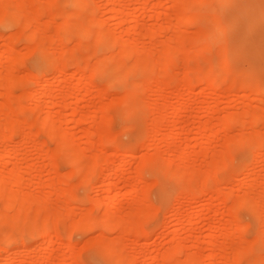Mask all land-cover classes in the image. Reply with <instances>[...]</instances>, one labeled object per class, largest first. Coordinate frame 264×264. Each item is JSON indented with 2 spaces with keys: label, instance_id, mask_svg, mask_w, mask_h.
<instances>
[{
  "label": "rangeland",
  "instance_id": "rangeland-1",
  "mask_svg": "<svg viewBox=\"0 0 264 264\" xmlns=\"http://www.w3.org/2000/svg\"><path fill=\"white\" fill-rule=\"evenodd\" d=\"M120 1L122 4L119 5ZM144 1L90 0V4L87 8L85 7V11H81L75 4L69 5V0H36L35 5L41 10L38 14L39 18L36 16L35 19L37 20L33 21L37 29L40 28V35L38 34L36 37L37 42L40 43L38 44L35 40L36 44H41L42 47L47 45L51 50L52 59H59L61 55L67 54L65 50L71 51L72 58L75 56L73 59L65 61V66L61 65L62 75L60 74V76L57 75L60 72L51 71L49 67L51 60L44 62V58L40 53L30 54V51L28 53L29 44L35 45L34 40L32 42L27 38L18 37V35L21 36L24 33L22 31H26L32 37L33 32L31 29L36 27L32 25L33 22H31L32 24H26L28 26L24 23L25 27L22 24L24 28H27L22 30L24 28L19 24H15L12 20L11 11L16 5L28 7L27 11L34 12V14L31 13V17L34 18L39 11L35 7L29 6L35 1L0 0V19L6 6L10 8L8 12L11 13L8 14L6 10L7 15L4 13L3 16L5 17H2V22L0 20V131L4 127L3 124L7 114L15 112L14 114L17 116L15 118L19 116L20 120H23L22 128H20L23 129L22 131L18 132L17 130L18 133L15 132L12 136L10 134L8 138L4 136L0 138V180L3 181L1 183H3L4 188L8 189L6 192H11V196L16 193L17 196L19 195V200H24L23 198L26 197L29 200L31 198L30 201L26 199L24 205L29 214L33 215V217L29 216L30 219H25L23 216L18 217L20 219L15 218L14 215L18 214L19 208H16L18 204L10 209L7 207L6 197L3 193L0 194V255H2L0 256V264H21L20 261L23 259L21 256L23 257L25 252H20L23 250L22 246L24 244H29L31 247L35 246V248L29 250L28 261L25 260L22 264L34 263L36 254L34 252L38 246L45 255L49 253L50 248L45 240L36 236L32 231L33 222L41 224L40 222L47 215L57 218L58 238L61 242L58 243V248L54 253L53 260L55 263L45 256V262L42 264H61V260H64L63 255L66 251V245L78 251L79 253L76 252V255L80 254L78 259L74 258L72 260L73 264H111V260L118 261L119 264H173L174 261L168 254H170L169 251H172L170 249H173L172 246L176 242L184 246L183 252L177 254L176 257L179 263L184 262L189 256L188 253L193 251L197 253L198 258L200 257L198 259L200 264H248V262L249 264L253 262L258 264L261 257H263V262L260 264H264V248L255 247L259 250L255 252V248H253L252 253H248L249 256L246 254V252H249L248 245L256 240L257 234L260 235L264 232V224L262 226L260 224V221L263 223L264 217V121L258 120L252 115H250L251 117L244 116L245 112L247 114H264V19L257 21L260 10H264V0H231V4L220 11H216L217 3L220 0H210L209 2L205 0L204 3L207 1L205 6L202 3L195 4L197 3L196 0H182L181 4L179 2L174 3L172 0H146L147 5ZM114 5L117 6L116 10L121 8L125 12V19L122 20V23L118 20L120 11L115 12L116 15L119 14L118 16H113L115 14H113L111 8H115ZM194 5H197V7H194L193 10L197 11L198 14L201 13L199 19L197 14L196 17L192 15L196 13L192 10ZM44 7L46 9L49 7L48 10L50 11L45 10ZM142 8L145 9L142 10ZM78 10L82 14L84 12L83 15H79L80 18L77 16ZM204 13H207V17L202 16ZM183 14L187 18H184ZM62 15H72L70 18L77 21L82 19L81 21L86 22L88 20L87 24L93 28H91V35L88 37L89 42L88 38L85 39L87 41L84 40L88 46L84 44L79 47L81 42H77L79 37L76 41L74 40L77 35L73 30L70 31L66 40H64L65 42L63 41L64 44H59V34L64 27L60 22L61 20L59 21L63 17ZM136 15L135 27H132V19ZM217 15V20L220 22L219 33L222 31L225 33L221 51L213 45L211 52L204 53V51L203 54L199 53L197 55V46L200 47L201 44L202 47V42H204L201 39V37H204L202 34L207 35L209 33L212 23L215 21L213 16L217 17ZM189 16L190 18L193 16L195 21H190L192 19L188 21ZM182 17L185 19L183 23L180 22L183 19L179 20ZM251 24H255L256 30L250 35L246 33V28ZM98 26L103 30L105 29L103 36L106 37L102 39L104 44L99 52L95 51V48H98L96 45L101 40L98 39L97 35L92 34L94 31V34H96L100 30H94ZM219 33L213 34L214 40ZM39 36H42V40L39 39ZM73 37L75 38L73 39ZM120 37L127 42L124 44L125 48L127 47L126 50L129 47V50L132 47L134 50V57L124 58L123 63L130 69L135 65V62L133 63L135 57V61H137V57L140 59L149 55L151 61L158 65L157 74L155 75L156 72L154 74L145 72V79H143L145 84H141L140 82H143L141 78L144 76L141 74L139 66L136 67L140 62L138 59L136 68L134 67L136 71L132 73L128 71L131 75L128 78L126 77L123 82H116L117 70L116 68L113 69L116 63L113 62H110L103 69L102 75L94 79H87V76L95 69L100 59L110 61V57L107 56L106 58L105 56L111 54L112 50L120 48L118 45L110 44V41ZM55 42H57L56 46L54 45ZM108 42H110V45ZM75 43H80V45ZM58 44L62 48L57 46ZM180 46L185 47L186 50L184 48L185 51H179L178 49L182 48ZM167 48L178 54L177 58L172 63L170 62L171 64L166 63L169 66L165 65V61L162 63ZM249 48H252V52H248ZM136 49L142 50L141 52L139 50L140 53L138 54ZM215 49H219L218 52ZM174 51L170 52L173 53ZM222 55L232 58L230 59V67L232 82L236 84L234 88H231L230 85H223L221 88L214 89L206 82L195 83L192 88L189 87L187 81H184L185 79L182 80L186 71L191 70L192 72L194 69L197 70V67L205 73L208 72L212 67L218 65ZM74 60L76 61L74 62ZM78 60H86L87 67L78 69L76 64ZM95 62H97L96 65ZM165 68H170L173 76L171 75V80L166 82L163 95L158 97L155 81L157 77H160L157 75L159 73L161 75ZM131 70L133 71V69ZM139 70L140 72H138ZM160 70L163 71L160 72ZM34 79H39V81ZM140 79L141 81H139ZM133 80L135 81L132 82ZM137 80L138 83H136ZM38 82H42L46 88L39 89ZM242 83L248 87L242 88L240 86ZM87 88H89V91H85ZM128 90L140 93L136 95L140 99L137 98V101L135 97L136 102L133 101V103L135 102L134 115H132L129 128L123 130L124 115L118 101L121 98L123 99ZM47 91L48 96L45 95ZM42 96L44 99L45 96L48 97L46 99L49 101L46 102L47 100H44ZM14 100L17 103L11 102ZM114 100L117 101L118 105ZM20 103L21 105L18 106ZM53 104L56 105L53 106ZM48 105L53 107L52 113L55 119L54 124L56 123V126L54 125L56 134L60 136L63 133L68 134V140H72L80 158L82 157L84 160L83 163H86L84 167L82 165H80L81 167L72 165L67 159L69 154L64 151V147L62 148L65 155L63 151L58 155L55 153L57 151H54L53 154H56L57 157L50 159L48 153L57 145L58 137L57 135L52 136L49 131L39 128L48 110ZM209 105H213L214 108V112L210 114L207 113ZM19 107L20 110H23L22 112H16L19 111ZM73 108L74 112H72ZM177 108H180V110L177 111ZM27 113L30 115L28 116ZM33 114L35 115L33 116ZM231 116L240 117V119H243V123L242 121L238 123L235 121V124L230 123V126L227 125L223 128L220 123L226 122ZM153 118L161 123L159 125L160 129H158L160 134L157 135L155 141L157 143L151 140V135L154 132L152 129L156 128V126L155 128L153 126ZM30 122L33 126L30 125ZM28 123L30 127L26 125ZM206 124H208L206 126L207 133H204L202 128ZM36 128L37 135L34 134L33 137V134H31L32 137L30 136L29 140L24 144L21 143L26 132L32 130L35 133ZM243 129L248 133L244 131L242 133L241 130ZM90 130H94L95 135H91ZM108 131L109 134L111 132L112 135L115 134L116 142L108 143L100 139L101 133L108 134ZM244 134L245 136H243ZM246 134L253 138L252 142L250 136L247 135L250 140L247 146L244 145ZM236 137L240 138L239 141L244 142V144H237L239 142L236 141ZM139 138L141 140H138ZM217 138H219L218 141ZM261 138H263L262 143H259ZM229 141L234 142V146L228 143ZM236 144L239 146L237 147ZM39 145L42 147L38 148ZM58 148L59 153L61 151ZM157 153L159 154L160 164L154 162L148 169L142 171L141 166L144 159L152 158ZM253 153L256 155L253 156ZM257 155H261V158L255 162L254 159ZM169 156L173 157L177 161L175 163L181 165L184 171H187L185 174L189 175L191 174L189 171L192 173L195 171L192 182L187 183V186L185 185L186 187L182 189L178 180L168 176L161 169V164ZM98 160L104 161L99 163L101 161ZM92 162L96 163L95 165L99 163L101 170L95 165H92V170L90 165ZM229 162H233L232 165ZM18 164L22 176L25 177V180L20 183L21 185L13 182L10 173L11 169L17 167ZM239 164L242 165L239 166ZM112 165H116V169L109 173V168ZM79 167L81 170L78 169ZM89 168L94 174L83 172L84 170L89 171ZM215 173L217 175L214 177ZM208 175L216 178L215 180L213 178L210 182L211 188L206 187L201 194L193 195L190 191L196 184V180L200 181L201 178L203 179ZM53 178L58 179V181L56 179L54 180L57 182L54 181ZM108 178L112 182L110 185L104 183V180ZM212 183L216 184L214 187L217 186L218 188L219 186L218 190L217 188L212 190L214 185ZM6 185L12 189L10 192ZM144 186H149V189L146 188L147 192L144 191V188L143 191L139 189L133 194L127 195L130 190ZM66 189H70L69 194H72L71 196L68 197L67 194H63L62 191ZM8 193L5 195H10ZM123 193L127 196L123 195L124 198L121 201L110 204L113 197ZM27 194L29 196H26ZM242 198H246V201L249 199L248 202L253 200L250 202L251 204L259 199L258 205H260V208L257 210L258 213H254L249 206V208L242 205L240 207L239 202ZM37 204H41V206ZM4 205L7 208H4ZM145 205L154 207V214L152 213L146 222L149 235L147 234L145 237L137 236L135 228L134 231L131 229L133 233H129L130 229L127 230L128 232L125 230V234L123 229V231L120 230L122 228L120 224H117L118 227L117 225L115 227V224H110L111 227H109L106 222L109 218L114 220L115 218H121V221L125 220L124 222H130L132 219L133 225H131L135 226L134 224L139 223L135 220ZM42 206L44 207L40 210L42 213L36 214L35 209ZM155 209L156 211H154ZM231 211L237 213V217L233 213L236 218ZM34 214L38 215L37 219H35ZM132 214H136L135 217L133 215L134 219L131 218ZM11 215L12 218H10ZM52 218L49 219L54 220ZM79 219L83 221L79 224L81 225L80 228L76 229L77 227H74V224L77 221L79 223ZM96 219L98 220L96 221ZM142 219L145 220V217L143 216ZM137 220H141V218ZM29 221L32 223H28ZM256 222L260 225L257 226ZM142 224H145V221ZM257 227H260L261 230ZM259 231L262 233H259ZM66 235L70 238L66 239ZM102 238L105 241L108 240V243L111 240L114 242L119 240L115 242L119 251V253L116 252L118 254L115 253L116 258L111 250H108L109 247L106 246V242L105 247L100 243ZM9 240L13 242L12 246L8 244ZM101 242L104 241L101 240ZM114 242L110 244L112 245ZM242 244L243 246H241ZM244 245H246V250L243 248ZM11 247H13V250L10 255H7L6 251ZM106 247L107 250H105ZM238 248L244 252H242L243 256L237 262L233 258L236 256L235 253L239 251ZM2 249L4 250L2 251ZM240 251L239 253H241ZM211 254H215L214 257ZM117 255H120V260L125 255L124 261H120ZM65 260L69 261L70 257Z\"/></svg>",
  "mask_w": 264,
  "mask_h": 264
},
{
  "label": "bare ground",
  "instance_id": "bare-ground-1",
  "mask_svg": "<svg viewBox=\"0 0 264 264\" xmlns=\"http://www.w3.org/2000/svg\"><path fill=\"white\" fill-rule=\"evenodd\" d=\"M35 2H33L32 4H31V6H29V7H35L36 8V10H38L39 11V13H37L36 15H35V17H34V15H33V17L34 18H32L31 17V13H33L34 14V12L33 11H31V13L29 12V11H27V9H29L27 6V8H25V5H16V6H19V7H16L15 6V8H12V17H13V22L15 23V24H19V25H21V27L22 28H24L25 27V25L26 24H30L31 22H33L34 20H37V19H35V18H37L39 15L38 14H40V11L41 10H39V8H37L38 6L37 5H35V3H36V0H34ZM112 1V0H111ZM146 1V0H145ZM144 1V2H145ZM174 3L176 2H179L180 4H181V2H182V0H172ZM187 1V0H186ZM204 1L205 0H196L195 2H197V3H195V4H204V6H205V3H207V1L204 3ZM210 0H208V2H209ZM40 2V1H39ZM113 2H117V0H113ZM118 2H119V0H118ZM192 2H194V1H192ZM38 3V2H37ZM66 3V2H65ZM69 5L70 4H75V5H77L78 7H79V9L81 10V11H85V7L87 8V6L90 4V0H69ZM112 3V2H111ZM64 4V3H63ZM67 4V3H66ZM120 4H122L121 3V1H120V3H119V5ZM145 4H146V2H145ZM231 4V0H220L218 3H217V6H216V11L217 10H222V9H225L226 7H228V5H230ZM35 5V6H34ZM74 5V6H75ZM92 5V4H91ZM147 5V4H146ZM182 5H184V3H182ZM114 6H116V5H114ZM143 6H144V4H143ZM4 7V6H3ZM40 7V6H39ZM42 7V6H41ZM64 7V6H63ZM183 7H185V5L183 6ZM189 7V6H188ZM187 7V8H188ZM192 7V6H191ZM194 7L196 8L197 7V5L195 6H193V8H192V10L194 9ZM5 8V7H4ZM3 8V9H4ZM45 8V7H44ZM116 8H117V6L115 7V8H111V9H113V14H115V12L118 10V12H119V16L118 15H113V16H118V20L119 21H121V23H122V20H124L125 19V15H124V10H122L121 8H120V10L119 9H117L116 10ZM206 8V7H205ZM10 8L8 7V6H6V8H5V11L7 10V13L9 14L10 12H8V10H9ZM41 9V8H40ZM49 9V7H47V9L45 8V10H48ZM91 9V8H90ZM143 9H145V8H142V10ZM186 9V8H185ZM184 9V10H185ZM260 9H261V7H260ZM80 10H78V13H77V16L80 18V16L79 15H83L84 14V12H83V14L82 13H80L81 11ZM187 10V9H186ZM4 11V13L7 15V13ZM48 11H50V10H48ZM80 11V12H79ZM193 11H195V10H193ZM196 13L195 14H192V15H194V17H196V14L198 15L197 17H198V19H199V15H201V13L200 14H198V12L197 11H195ZM3 13V14H4ZM30 13V14H29ZM189 13V12H188ZM202 13H203V11H202ZM3 14H2V16H1V19H2V17H5V16H3ZM11 14V13H10ZM58 14V13H57ZM65 14V13H64ZM180 14V13H179ZM190 14V13H189ZM207 14V13H206ZM205 13H204V15L202 14V16L204 17V16H206L207 17V15H206ZM74 15V14H73ZM184 15V14H183ZM183 15H180V16H183ZM214 15V14H213ZM216 15V14H215ZM37 16V17H36ZM63 17L61 18V19H59V21L60 22H62L61 24H63L64 25V27H63V29H61L62 31L60 32V34H59V39H58V41H60L59 42V44H64L63 43V41L64 40H66V37L68 36V34L70 33V31L71 30H73L74 32H75V34L77 35L76 36V39H74L75 37H73V39L76 41L77 40V38L79 37V41L77 40V42H81V45H80V43H75V44H79L80 46L79 47H82V45H84L85 44V42H84V40L86 39V38H88L89 37V35H91V28L92 27H90L91 25H89V24H87L88 22V20L86 21V22H84V21H81L82 19H80V20H75L74 18H70V16H72V15H62ZM112 16V15H111ZM135 16V15H134ZM179 16V17H180ZM185 16V15H184ZM201 17V16H200ZM214 18H215V21H214V19H213V21H214V23H212L213 25H212V27H211V30L209 31V33H207V35L205 34H202L204 37H201V39L202 40H204V42H202V47H201V44H200V47H199V45L197 46L198 48H197V50H196V54L197 55H199V53H202L203 54V52L204 53H209V51L211 52V50H212V46L214 45L215 47H218L219 49H220V51H221V48H222V46H223V40H224V35H225V33L222 31L221 33H219V21L217 20V18H218V15H217V17L216 16H213ZM39 18V17H38ZM136 18H137V15H136V17L135 18H133L132 19V27H135V22H136ZM184 18H187V16H185ZM0 19V20H1ZM183 19V17L182 18H180L179 20H182ZM189 19H192V20H190V21H195V18H193V16H192V18H190V16L188 17V21H189ZM194 19V20H193ZM197 19V18H196ZM264 19V10L262 9V10H260V14H259V16H257V21H262ZM185 19H183V21H180L181 23H183V22H185L184 21ZM5 21V20H4ZM7 21V20H6ZM5 21V22H6ZM93 21V20H92ZM218 21V22H217ZM1 22H2V20H1ZM0 22V23H1ZM10 22V21H9ZM12 22V21H11ZM35 22V21H34ZM34 22H33V26H36V24L34 25ZM24 23H25V25H24ZM22 24H23V26H22ZM95 24V23H94ZM101 24H102V22H101ZM26 26H28V25H26ZM32 27V26H31ZM94 27V26H93ZM96 28H98V29H96ZM25 29H27V28H24V29H22V30H25ZM39 29L40 28H38L37 29V26L35 27V29L33 28V29H31V31L33 32V34H32V37H31V35H28V33H26V31H22V32H24V33H26V34H24V33H22L21 34V36H19L18 35V37H24V38H27V40H30V41H32L33 42V40H34V43H35V45H30L29 44V50H28V53H29V51H30V54L31 53H40L42 56H43V58H44V62L45 61H50V65H49V67H50V69H51V71H54V72H56V73H58V72H60V73H58L57 75H60L61 73H62V69L60 68L61 67V65H63V66H65L64 64L66 63L65 61H69V60H71V59H73L72 58V54H71V51H69V50H65V52H67V54H69V55H67V54H63V56L61 55V57L59 58V59H57V58H54V59H52L51 58V54H50V49L48 48V46L46 45V47H47V49L45 50V48L44 47H42V45L40 44V45H38L39 43L37 42V40L38 39H36V37H37V35L39 34L40 35V31H39ZM93 29V28H92ZM100 29V30H99ZM94 30H96V31H98V32H96V34H94V32L92 33L93 35H97V37H98V39H100L101 41H98V43L99 44H95L96 45V47L98 46V48H95V51H97V52H99L100 51V49L102 48V46H103V44L104 43H102V41H104V40H102V39H105L106 37H105V35L103 36V34H105V32H104V30L100 27L99 28V26L98 27H95V29ZM256 30V26H255V24H251V25H249L247 28H246V33H248V34H252L254 31ZM28 31V30H27ZM30 31V32H31ZM39 32V33H38ZM204 32H206V31H204ZM208 32V31H207ZM217 33H219L218 34V36H217V38L214 40V38H213V34H217ZM29 34H31V33H29ZM201 35V36H202ZM15 36V35H14ZM16 37H17V35H16ZM17 37V38H18ZM31 37V38H30ZM42 36H39V39H41L42 40V38H41ZM92 38H93V36H91ZM100 37H102V38H100ZM15 38V37H14ZM33 38V39H32ZM200 39V40H201ZM35 40H36V42L38 43V44H36V42H35ZM68 40V39H67ZM110 40V39H109ZM113 40V39H112ZM26 41V40H25ZM85 41H87V40H85ZM95 41V40H94ZM65 42V41H64ZM82 42H84V43H82ZM88 42H89V38H88ZM111 42V43H110ZM110 42H108V44L110 43V44H115V45H118L119 47V49H114V50H112L111 51V54H109V55H106L105 57L107 58V56H108V58L110 57V61H107V59H100V62H98V64L96 65V63L97 62H95V69H93V71L91 72V73H89L90 75H88L86 78L87 79H94V78H96V77H98V76H100V75H102V72H103V69H105L106 67H107V65L111 62H113V63H116V66L115 67H113V69H115L116 68V73H117V76H116V82H118V83H120L121 81L123 82L124 80H125V78L127 77H129L131 74H130V72L128 73V71H131V73L132 72H134V71H136V69H134V67L137 65V61H138V57H137V61H135V58H134V60H133V63L135 64V65H133V67H130V69H129V67L127 66V65H125V63H123V59L124 58H132V57H134L133 55H134V50H133V47L129 50V48L126 50V48H125V43H127V42H125L124 40H122V38L120 37L119 39H116V40H114V41H110ZM118 42H119V44H118ZM53 43V42H52ZM56 43L57 42H55L54 43V45L56 46ZM95 43H97V42H95ZM100 43H102V44H100ZM57 45V46H61V45ZM86 44H87V42H86ZM85 44V46H88V45H86ZM109 44V45H110ZM37 45V46H36ZM114 45V46H115ZM128 45V44H127ZM31 46H33L32 48H30ZM101 46V47H100ZM112 46V45H111ZM52 47H53V45H52ZM76 47V46H75ZM91 47V46H90ZM113 47V46H112ZM137 48H140L139 46H136ZM180 47H182V48H180V49H178L179 51H185L186 50V48L185 47H183V46H180ZM60 48H62V46L60 47ZM86 48V47H85ZM178 48V47H177ZM176 48V49H177ZM184 48H185V50H184ZM200 48V49H199ZM72 49H76V48H72ZM71 49V50H72ZM188 49V48H187ZM195 49H196V47H195ZM219 49H215L217 52H218V50ZM108 50H110V49H108ZM136 50H138V54L141 52V50L140 49H136ZM139 50H140V52H139ZM53 51V50H52ZM68 51H69V53H68ZM94 51V52H95ZM114 51H116L115 53H114ZM170 51H174V50H171V49H169L168 50V48H167V52L165 53V55H164V58L162 59L163 60V62L162 61H160V62H162V63H164V61H165V65H166V63L168 62V63H172L176 58H177V53H175V51L173 52V53H171ZM177 51V50H176ZM188 51V50H187ZM197 51H198V53H197ZM202 51V52H201ZM252 52V48H249V51L248 52ZM178 52V51H177ZM73 53V52H72ZM102 53V52H101ZM176 55H175V54ZM26 54H27V52H26ZM175 56H174V55ZM196 54H195V56H196ZM201 54V55H202ZM54 55V54H53ZM111 55V56H110ZM55 56V55H54ZM125 56V57H124ZM137 56V55H136ZM139 56V55H138ZM149 56V55H148ZM146 57L145 56V58L143 57H141V56H139V57H141L139 60H140V62H138V65L136 66V67H138L139 66V68L141 69V74L144 76L143 78H141L142 80L143 79H145V72H148V73H155V75L157 74V67H158V65H157V63H154V62H152L151 61V57L149 56V57ZM204 56H206V55H204ZM102 58V57H101ZM141 59H143L142 61H141ZM230 59H232V58H228V57H226L225 55H222L221 56V58H220V61H218V65H216L215 67H212L210 70H208V72H203V70H200V69H198V67H197V70L196 69H194V71H192L191 72V70L189 71V72H185L183 75H185L184 77H182L183 79L182 80H184L185 82L187 81V83H188V85H189V87H192L193 88V86H195V83H201V82H206V83H208V84H210L214 89H217V88H221L223 85H230V87L231 88H234L235 86H236V84H235V82H232L233 80H232V75H231V67H230ZM99 60V59H98ZM102 60H104V61H102ZM112 60V61H111ZM219 60V59H218ZM76 60H74V62H75ZM86 61V60H85ZM85 61H83V60H78L77 62H76V64H77V66H78V69L79 68H85V67H87V62H85ZM88 61V60H87ZM105 61H107V62H105ZM14 62V61H13ZM89 62V61H88ZM125 62V61H124ZM16 63V62H15ZM139 63H141L140 65H139ZM170 63V64H171ZM35 64L37 65V63L35 62ZM124 64V65H123ZM114 65V64H113ZM37 66H39V65H37ZM127 66V67H126ZM166 66H169V64L168 65H166ZM197 66V65H196ZM195 66V67H196ZM135 67V68H136ZM128 69V70H126V69ZM60 69H61V71H60ZM131 69H133V71L131 70ZM138 70V69H137ZM164 70V69H163ZM163 70H160V72H162ZM196 70V71H195ZM39 71V70H38ZM37 71V72H38ZM164 71H166V72H164ZM163 72H162V76L160 75V73L157 75V76H160L159 78L157 77V79H156V81H155V83H156V92H158V93H156L157 95H159L158 97H160V96H162L163 95V90L165 89V84H166V82H169V80H171V78H172V70L169 68H165V70H164ZM220 71V72H219ZM138 72H140V70L138 71ZM126 73H127V76H126ZM33 76H34V74H32ZM42 75H43V73H42ZM62 75V74H61ZM60 75V76H61ZM172 75V76H171ZM32 76V77H33ZM220 76V77H219ZM43 77H45V76H43ZM59 78V77H58ZM57 78V79H58ZM60 79V78H59ZM58 79V80H59ZM81 79H82V77H81ZM141 79L139 80V81H141ZM152 79H153V77H152ZM155 79V78H154ZM187 79V80H186ZM34 80H37V81H39V79H34ZM57 80V81H58ZM136 80V79H135ZM135 80H133L132 82H134ZM31 81H33V80H31ZM40 81H42L41 79H40ZM44 81V80H43ZM88 81H90V80H88ZM220 81V82H219ZM41 83V84H40ZM38 82V84L40 85L39 86V89H44V88H46L45 87V85L44 84H42V82ZM136 83H138V80H137V82ZM141 84H145V80H143V82H140ZM155 83H153L154 85H155ZM134 85V84H133ZM242 88H246V87H248L246 84H241L240 85ZM229 87V88H230ZM89 91V88H87V89H85V91ZM41 91V90H40ZM126 91V90H125ZM124 91V92H125ZM43 92V91H42ZM41 92V93H42ZM45 92V91H44ZM141 92V91H140ZM140 93H138V92H135L134 90H128L127 91V93L126 94H124V97H123V99H122V101H121V99L118 101V103H119V107H120V105H121V112L123 113V115H124V128H123V130L125 129H128L129 128V123H130V121H131V118H132V115H134V104H135V97H136V100L138 101V99H140L139 98V96H136V95H139ZM42 95V94H41ZM40 95V96H41ZM45 95L46 96H48V91H47V93H45ZM39 96V97H40ZM45 96V99L46 98H48V97H46ZM49 96H50V93H49ZM142 96V95H141ZM43 97V96H42ZM41 98V97H40ZM138 98V99H137ZM43 99H44V97H43ZM44 99V100H45ZM115 99V98H114ZM43 100V101H44ZM47 101L46 102H48L49 100L48 99H46ZM115 100H117V99H115ZM114 100V101H115ZM133 101H135L134 103H133ZM11 102H16L15 100L14 101H11ZM45 102V101H44ZM52 102V101H51ZM116 103H117V101H115ZM17 103V102H16ZM55 103V102H54ZM118 103H117V105H118ZM52 104V103H51ZM19 105H21V103L20 104H18V106ZM54 105H56V104H53V106ZM12 106H13V104H12ZM15 106V105H14ZM17 107V106H16ZM14 108V107H13ZM48 110L46 111V115H45V117H44V119L42 120L43 122H42V124H40V127L39 128H42V130H44V131H49V132H46L47 134L49 133V134H51L52 136H56L57 135V137H58V142H57V145L55 146V148L53 149L52 148V150H51V152L50 153H48V155H50L49 157H51L50 159L52 160V158L53 157H57V155L58 154H61V153H63L64 151H66L67 152V154H69L68 156V158H67V156H65L67 159H68V161H70L71 163H72V165H74V166H80V165H82L83 167H84V164H86V163H83L84 162V160H83V158L81 157L80 158V155H79V153L76 151L77 149H76V147H75V144L74 143H72V140L70 139V140H68V134L67 133H63L62 134V136H60V135H58V134H56V123L54 124V118H53V113H52V111H53V107H52V105H48ZM11 109H12V107H11ZM19 109V111H16V112H22L23 110H20L21 108L19 107L18 108ZM150 109V108H149ZM34 110V109H33ZM151 110V109H150ZM154 110V109H153ZM180 110V108H177V111H179ZM32 112H34V111H32ZM72 112H74V108H73V111ZM150 112V111H149ZM151 112H152V110H151ZM212 112H214V108H213V105H209L208 107H207V113L208 114H210V113H212ZM15 113V112H14ZM14 113H10V114H7L6 115V120H5V123L3 124V128H2V130L0 131V138H1V136H4V137H9L10 136V134H11V136L13 135V133H15L17 130H18V132L19 131H22L23 129H20V128H22L21 127V125H23L22 123V121L23 120H20V118H19V116H18V118H15V117H17ZM144 113V112H143ZM246 114H244V116H246V115H248V116H250V115H252V116H254L256 119H258V120H263L264 121V114L262 113V115H260V114H258V113H249V114H247V112H245ZM11 114H14V115H11ZM28 114V113H27ZM35 114H36V112H35ZM35 114H33V116L35 115ZM105 114V113H104ZM161 114V113H160ZM9 115V116H8ZM30 114H28V116H29ZM21 117V116H20ZM27 117V116H26ZM163 117V116H162ZM161 117V118H162ZM251 117V116H250ZM56 118V117H55ZM230 119H228V118H226V119H228V120H226V122H222V123H220V125L223 127V128H225L227 125H229L230 126V123H234L235 124V121H236V123H238V122H241L243 119H240V117L238 118V117H229ZM260 118H263V119H260ZM23 119V118H22ZM32 119V118H31ZM34 119H37V118H34ZM154 119V118H153ZM160 119V118H159ZM240 119V120H239ZM252 120H253V117H252ZM151 121V120H150ZM155 121V122H154ZM34 122V121H33ZM256 122V121H255ZM24 123H26V122H24ZM152 123V122H151ZM153 123H154V128H155V126H156V128L155 129H152L154 132H153V134L151 135V137H152V141L153 142H155L156 141V139H157V135L159 136V134L160 133H158V129H160L159 128V125L161 124L158 120H153ZM242 123H243V121H242ZM253 124H254V122H252ZM27 126L29 125V123L28 124H26ZM30 125L31 126H33V124H31V122H30ZM30 125H29V127H30ZM55 125V126H54ZM208 124H206V125H203V128L202 129H204L203 131H204V133H207L206 132V126H207ZM252 125V124H251ZM26 126V127H27ZM205 126V127H204ZM1 127V126H0ZM25 127V128H26ZM209 127V126H208ZM219 128H221V127H219ZM228 128V127H227ZM1 129V128H0ZM201 129V128H200ZM41 132H42V130L41 129H39ZM96 130V129H95ZM151 130V131H152ZM39 131V132H40ZM44 131H43V133H44ZM202 131V130H201ZM202 131V132H203ZM242 131H244V129L243 130H241V132ZM18 132H16V133H18ZM35 133H33L32 132V130L30 131L29 130V132L27 133L26 132V134L24 135V137H23V139H22V141H21V143H23L24 144V142H26L27 140H29V138H31L32 136L34 137V134H36V132H37V128H36V131H34ZM94 130H90V134L91 135H95L94 134ZM101 132V131H100ZM107 132V131H106ZM106 132H104V133H106ZM159 132H160V130H159ZM245 133H248V132H246V131H244ZM38 133V132H37ZM243 133V132H242ZM31 134H33L32 136H31ZM9 135V136H8ZM37 135V134H36ZM103 135V136H102ZM107 135V136H106ZM115 134H113L112 135V132H111V134H109V131H108V134L106 133V134H102L101 133V138L100 139H102V140H104V141H107L108 143H114V142H116V138H115V136H114ZM206 135V134H205ZM241 135V134H240ZM247 135H249V134H246V136ZM31 136V137H30ZM125 136V135H124ZM203 136V135H202ZM212 136V135H211ZM213 136H214V133H213ZM218 136V135H217ZM243 136H245V134L243 135ZM250 136V135H249ZM247 136V137H245L246 138V140H248V141H246L245 139H243V138H241V139H243V140H245V144H244V142H240L239 140H240V138H238V137H236L237 139H236V141L237 142H239V143H237V144H240V145H242V143L245 145V146H247L248 144H249V142H250V140H249V138H251V141H252V137L250 136ZM56 137V138H57ZM104 137H106V138H104ZM108 137V138H107ZM210 137V136H209ZM215 137H216V134H215ZM249 137V138H248ZM55 138V139H56ZM212 138H214V137H212ZM54 139V140H55ZM218 139L219 138H217V141H218ZM262 139L263 138H261L260 139V141H259V143L261 142L262 143ZM54 140H52L53 142H54ZM101 140V141H102ZM138 140H141L140 138L138 139ZM216 140V139H215ZM70 142V143H69ZM107 142H104V143H107ZM234 142H235V140H234ZM233 142V143H234ZM253 142V141H252ZM258 142V141H257ZM55 143V142H54ZM107 143V144H108ZM155 143H157V142H155ZM228 143H231L230 141L228 142ZM233 143H231L232 145H233ZM74 144V145H73ZM130 144V143H129ZM231 144H229V145H231ZM237 144H236V146H237ZM156 145V144H155ZM243 145V146H244ZM257 145H258V143H257ZM234 146V145H233ZM239 146V145H238ZM237 146V147H238ZM243 146H241V147H243ZM19 147H21V146H19ZM38 148L39 147H42V146H37ZM57 147H59L58 149H60L59 151H61V152H59L58 153V150H57ZM61 147V148H60ZM62 147H64V151H63V148ZM112 147H113V144H112ZM54 151H57V152H55L56 154H53V152ZM63 151V152H62ZM185 151V150H184ZM183 151V152H184ZM254 151V150H253ZM52 153V154H51ZM52 155V156H51ZM64 155H65V152H64ZM171 155H173V153H171ZM256 155V154H255ZM254 155V153H253V156H255ZM263 156V155H262ZM173 157H174V155H173ZM173 157H170L169 156V158H166L165 159V161L161 164V169L164 171V173L165 174H167L168 176H171L172 178H175L176 180H178L179 182V185H180V188L182 189V188H184V187H186L187 185V183H191L192 182V180H193V178L195 177V171L192 173V172H190L189 170V173H191V174H189V175H187V174H185L187 171L185 170H183V168H181V165L179 166L178 164H176L175 162H177V161H175L174 160V158ZM184 157V156H183ZM259 158H261V155L260 156H258L257 155V157H255V159H254V161L256 162V161H259ZM232 159V158H231ZM57 160V159H56ZM83 160V161H82ZM182 160L184 161V159L182 158ZM53 161H54V159H53ZM52 161V163H54ZM98 161H101V160H98ZM102 161H104V160H102ZM102 161L101 162H99V163H102ZM231 161V160H230ZM253 161V162H254ZM154 162H157V163H159V154L157 153L154 157H152V158H149V159H144V161H143V164H142V166H141V169H142V171H145V169H148L151 165H153V163ZM243 162V161H242ZM56 163V162H55ZM96 163H97V161H96ZM96 163H94V162H92V163H90V165H91V169H92V165L94 166ZM99 163L97 164V165H95V166H98L99 168H100V166L101 165H99ZM230 163V162H229ZM228 163V164H229ZM232 163L233 162H231L230 163V165H232ZM244 163V162H243ZM89 164V163H88ZM87 164V165H88ZM160 164V163H159ZM256 164V163H255ZM240 165H242V164H239V166ZM16 166V165H15ZM225 166H227L226 164H225ZM20 166H19V164L17 165V167H14V168H12L11 169V171H10V173H11V175H12V177H13V182H15V184H19V185H21L20 183L23 181V180H25L24 178V176H22V174H21V172H20V168H19ZM81 167V166H80ZM78 168L79 170H81V168ZM90 167V166H89ZM97 167V168H98ZM88 168V167H87ZM95 168V167H94ZM217 168V167H216ZM234 168H235V166H234ZM242 168V167H241ZM244 168V167H243ZM242 168V169H243ZM91 169L89 168V171H83V172H85V174H87L88 172L90 173H92V174H94L93 173V171H91ZM116 169V165H112V166H110V168H109V173H112L114 170ZM185 169V168H184ZM93 170V169H92ZM100 170H101V168H100ZM216 170V169H215ZM241 170V169H240ZM97 171V170H96ZM192 171V170H191ZM218 171H219V169H218ZM218 171H215V172H218ZM79 172V171H78ZM100 173H101V171H99ZM214 172V171H213ZM213 172H211V173H213ZM10 173H9V175H10ZM23 173V172H22ZM97 174V173H96ZM102 174V173H101ZM84 175V174H83ZM217 175V173H215V175H214V177ZM100 176V174L98 175V177ZM200 176V175H199ZM202 177V176H201ZM213 176H210V175H208L207 177H205V178H201V180L200 181H198V180H196V184L194 185V187H193V189H192V191H190V192H192V194L193 195H199V194H201L203 191H205V188L206 187H210L211 188V181H212V179L214 178ZM57 178V177H56ZM56 178H53V180L54 179H56ZM51 179V178H50ZM140 179H142L141 177H140ZM145 179V178H144ZM197 179V178H196ZM216 178H214L213 180H215ZM57 181H58V179H56ZM56 180H54V181H56ZM143 180V179H142ZM52 181V180H51ZM56 181V182H57ZM97 181V180H96ZM1 182H3L2 180H0V194H4V196L6 197V204H7V207H9L10 209L15 205V204H18V206H16V208L18 207L19 209H18V214H16V215H14V217L15 218H17V219H20V218H18V217H20V216H23L25 219H30V217H33V215H31V213L29 214V212L27 211V208H26V206L24 205V201L26 202V199L27 200H29L28 199V197H26V196H29L28 194L25 196L26 198H23L24 200H19L18 199V196L16 195V193L13 195V196H11V188H9V186H7V188H9V192L10 193H8V192H6V191H8V189H6V188H4V185H3V183H1ZM104 183H107V184H112V182L110 181V178H108V179H105L104 180ZM2 184V185H1ZM212 184H214V183H212ZM186 185V186H185ZM216 184H214L213 185V187H212V190H216V188H217V186L216 187H214ZM2 186H3V188H2ZM18 186V185H17ZM149 189V186H144V187H142V188H135V189H133V190H130L128 193H127V195L129 194V195H131V194H133L134 192H136L137 190H141L142 189V191H143V189ZM218 188H219V186H218ZM218 188H217V190H218ZM144 189V191L145 192H147V189L145 190ZM109 190H110V188H109ZM149 191V190H148ZM156 191V190H155ZM189 191V190H188ZM8 193V194H10V195H5L6 193ZM61 192V191H60ZM60 192H58V193H60ZM63 192V194H67L68 195V197L69 196H71L70 194H69V192H71L70 191V189H66V190H64V191H62ZM183 192V191H182ZM18 194V193H17ZM180 194V193H179ZM123 195H125V193H123V194H117L115 197H113V199H112V201L110 202V204H116L117 202H119V201H121L122 200V198H124L123 197ZM127 195H125V196H127ZM23 196V195H22ZM23 196V197H24ZM192 196V195H191ZM31 197V196H30ZM29 197V198H30ZM193 197V196H192ZM195 198V197H194ZM3 199V200H4ZM30 200H31V198H30ZM29 200V201H30ZM241 200V199H240ZM239 200V201H240ZM248 200L249 199H247V201H246V198H242V200L239 202V206L240 207H242V206H244V207H251V209H252V211L254 212V213H256L257 212V210H258V208H260L259 206L260 205H258V202L260 201L259 199H258V201L256 202H254V203H250V202H252V201H249L248 202ZM237 201V200H236ZM28 202V201H27ZM29 203V202H28ZM39 203V202H38ZM144 204V203H143ZM145 204H147V203H145ZM249 204H251V205H249ZM38 205V204H37ZM36 205V206H37ZM236 205L238 206V204L236 203ZM242 205V206H241ZM28 206H30V205H28ZM38 206H41V204H39ZM6 207V205H4V208ZM6 207V208H7ZM156 207V206H155ZM159 207V206H158ZM248 207V208H249ZM29 208V207H28ZM41 208H43L44 209V207L42 206V207H38L37 209H35L36 211H35V213L36 214H38V213H40L41 211ZM46 208H47V206H46ZM154 208V207H153ZM153 208L151 207V206H147V205H145L142 209L143 210H141L140 211V217L138 216L137 217V219H139V218H141V220H137L136 218V220L135 221H138L139 223L138 224H134L135 226H132L133 225V222H132V219L131 218H133L134 219V217L136 216V214H132L131 215V223L130 222H124L125 220H123V221H121V218H115V220L114 219H112V218H109L106 222L108 223V225H109V227H111V225L110 224H115V227H116V225L117 224H120L121 225V231H123L124 230V232H125V230H126V232H128L129 231V229H130V231H129V233H133V232H131V229H133L132 231H134V228H135V232L137 233V236H147V234L149 235V230H148V228H147V226H146V222L148 221V219H149V216H151L152 215V213L154 214V212H153ZM157 208V207H156ZM9 209V210H10ZM30 209V208H29ZM158 209V208H157ZM262 209V208H261ZM30 210H32V209H30ZM233 210H235V209H233ZM260 210V209H259ZM154 211H156V209L154 210ZM236 211V210H235ZM261 211V210H260ZM42 213V212H41ZM231 213H232V215L234 216V214H235V216L237 217V213H234V211H231ZM234 213V214H233ZM258 213V212H257ZM256 213V214H257ZM260 213H263V212H260ZM8 214V213H7ZM36 214H34V216L36 217L35 219H37V217H38V215L36 216ZM142 214V215H141ZM9 215H10V213H9ZM56 215V214H55ZM133 215H134V217H133ZM250 215H251V213H250ZM260 216H261V214H259ZM263 215V214H262ZM30 216V217H29ZM58 216V215H57ZM143 216L145 217V220L144 219H142L143 218ZM234 216V217H235ZM49 216L47 215L46 216V218L42 221V222H40L41 224H37V222L35 223V222H33V227H32V231H33V233L36 235V236H38V237H42L41 239H44L45 240V243H47L48 244V246H49V253H46V255L43 253V251H41V249L40 248H38V247H40V246H38L37 248H36V250H35V252L34 253H36L35 254V258H34V263L33 264H42L43 262H45L44 261V259H45V256H47L46 258L48 259L49 258V260L50 259H52L51 261L52 262H54L55 263V261L53 260L54 259V257H55V251H56V249L58 248V243H60L61 241H59L60 239L58 238V231H59V227H58V221H57V218L55 217V216H53V218L52 217H49V218H52V219H54V220H51V219H49L48 218ZM235 217V218H236ZM252 217V216H251ZM10 218H12V215L10 216ZM56 218V219H55ZM152 218V217H151ZM262 218V217H261ZM49 219V220H48ZM130 219H127L128 221L130 220ZM256 219V218H255ZM8 220V219H7ZM10 220V219H9ZM23 220V219H22ZM98 219H96V221H97ZM145 221V224H142L144 221ZM239 220V219H238ZM262 220V219H261ZM36 221V220H35ZM54 221V222H53ZM79 223H75L74 225V227H77L76 229H78V228H80V226L81 225H79L80 223H81V221H83V220H81V219H79ZM94 221V220H93ZM157 221V220H156ZM263 223H261V221H260V224H261V226H262V224H264V217H263ZM13 222H14V220H13ZM24 222V221H23ZM31 221H29L28 223H30ZM20 223V222H19ZM22 223V222H21ZM32 223V222H31ZM92 223V222H91ZM128 223H130V224H128ZM257 223V222H256ZM24 224H25V222H24ZM76 224H78V225H76ZM84 224V223H83ZM132 224V225H131ZM260 224H258L257 223V226L258 225H260ZM28 225V224H27ZM83 226V225H82ZM105 226H106V228H108L107 227V224H105ZM119 225H117V227H118ZM264 226V225H263ZM133 227V228H132ZM15 228H17L16 226H15ZM28 228H29V225H28ZM82 228V227H81ZM85 228V227H84ZM105 228V227H104ZM113 228V227H112ZM260 228V227H259ZM258 227H257V229H259ZM123 229V230H122ZM16 230V229H15ZM17 230L19 231V229L17 228ZM22 230V229H21ZM29 230V229H28ZM73 230H74V228H73ZM128 230V231H127ZM260 230H261V228H260ZM264 230V229H263ZM262 230V231H263ZM27 231V230H26ZM123 232V233H124ZM126 232H125V234H126ZM135 232H134V234H135ZM177 232V231H176ZM122 233V234H123ZM259 233H262V232H260L259 231ZM27 234V233H26ZM68 235V234H67ZM66 235V236H67ZM258 236V237H257ZM257 236H255V237H257L256 238V240H254V242L253 243H250L249 245H248V251L249 252H246V254L249 256V254L250 253H252V249L253 248H255V247H258L259 249H262V248H264L263 246H264V232H263V234H257ZM68 238H70L69 236H67V238L66 239H68ZM40 239V238H39ZM255 239V238H254ZM101 240L102 241H104V242H101ZM100 240V243L101 244H103L104 245V247H105V242L107 243V247H109V249L108 250H111V252H112V254L115 256L116 254H118L119 253V251H118V249H117V247H118V245H116V243L115 242H117V241H119V240H117V241H112L111 239V241H110V243H112V242H114V244H110V243H108L109 241L108 240H106L105 241V239L104 238H102ZM37 241V240H36ZM41 242V241H40ZM23 243V242H22ZM37 243H39L38 241H37ZM42 243V242H41ZM119 243V242H118ZM8 244L10 245V246H12V244H13V242L11 241V240H9L8 241ZM31 244V243H30ZM108 244H109V246H108ZM244 244H245V242H244ZM251 245V246H250ZM22 246V245H21ZM20 246V247H21ZM71 246H73L72 244H71ZM100 246H102V245H100ZM241 246H243V244L241 245ZM246 245H244V247L243 248H245V250H246V247H245ZM19 247V248H20ZM23 250H21V252L20 253H23V251L25 252V254L23 253V257L21 256V258H23L20 262H21V264H22V262H25V260H27V257H29V254H28V252H29V250L32 248V249H34L35 248V246H32L31 247V245H29V244H24L23 246ZM34 247V248H33ZM74 247V246H73ZM107 247L105 248V250H107ZM111 247V248H110ZM1 248V247H0ZM3 248V247H2ZM16 248H18L17 246H16ZM15 247H14V249H16ZM172 248L173 249H170V250H172V251H169L170 252V254H168V256L174 261V263L173 264H200L199 262V260L198 259H200V257L198 258L197 257V253L195 254L193 251H191V253L189 252L188 254H189V256L185 259V261L184 262H182V263H179L178 262V260H177V254H181L182 252H183V248H184V246H183V244H181V243H179V242H176L173 246H172ZM256 249L255 248V252H256V250H259V249ZM22 249V248H21ZM102 249H104V248H102ZM239 249V248H238ZM237 249V250H238ZM4 249H2V251H3ZM12 250H13V247H11V248H9V249H7V255H10V252H12ZM20 250V249H19ZM236 250V251H237ZM243 250V249H242ZM118 251V253H116ZM235 251V252H236ZM239 251H240V249H239ZM239 251H237L236 253H235V255L237 256H235L234 254V256H235V258H233L234 260H237V262L239 261L238 259L239 258H241V256H243V253L242 252H244V251H240L241 253H239ZM262 251V250H261ZM14 252V251H13ZM79 253L78 251H76L74 248H72V247H70L69 245H66V251H64V255H63V258H64V260L62 259L61 260V264H73L72 263V260L74 259V258H77L78 259V256L80 255V254H78V255H76L77 253ZM105 252V251H104ZM111 252H109V253H111ZM193 252V253H192ZM263 252V251H262ZM33 253V252H32ZM116 253V254H115ZM249 253V254H248ZM48 254V255H47ZM108 254V253H107ZM111 254V255H112ZM239 254V255H238ZM3 255H4V253H3ZM6 255V254H5ZM121 255H122V253H121ZM214 255L215 254H211V256H213L214 257ZM244 255H245V253H244ZM254 255V254H253ZM258 255V254H257ZM0 256H2V255H0ZM12 256V255H11ZM123 256V255H122ZM259 256V255H258ZM7 257V256H6ZM68 257H70V262L67 260H65L66 258L68 259ZM117 257L119 258V260H120V255H117ZM212 257V258H213ZM251 257V256H250ZM1 258V257H0ZM8 258H9V256H8ZM31 258V257H30ZM115 258H116V256H115ZM211 258V257H210ZM237 258V259H236ZM252 258V257H251ZM7 259V258H6ZM124 259H125V255H124V257L123 258H121V260L122 261H124ZM250 259V258H249ZM3 260H5V258H3ZM29 260H31V259H29ZM56 260V259H55ZM120 260V261H121ZM263 260V257H261V260H259V263L258 264H260L261 262H263L262 261ZM28 261V260H27ZM47 261V260H46ZM250 261H251V259H250ZM253 261V260H252ZM247 262V261H246ZM31 263H32V261H31ZM45 264V263H44ZM111 264H119V262L118 261H115V260H111ZM248 264H249V262H248ZM251 264H257L256 262H253V263H251Z\"/></svg>",
  "mask_w": 264,
  "mask_h": 264
}]
</instances>
